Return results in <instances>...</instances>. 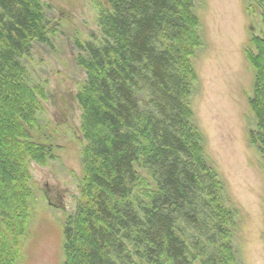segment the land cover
Segmentation results:
<instances>
[{
  "label": "trees",
  "instance_id": "1",
  "mask_svg": "<svg viewBox=\"0 0 264 264\" xmlns=\"http://www.w3.org/2000/svg\"><path fill=\"white\" fill-rule=\"evenodd\" d=\"M192 1L103 0L100 38L75 42L86 74L77 101L87 181L85 201L64 224L63 264H240L234 215L218 196L223 183L189 109V56L200 46ZM256 1L263 34L251 39L256 53L246 51L248 143L264 172V0ZM47 27L38 0H0V264L20 259L30 194L25 161L41 162L49 150L31 137L38 104L22 67L33 42L48 43ZM178 223L203 242L184 238Z\"/></svg>",
  "mask_w": 264,
  "mask_h": 264
},
{
  "label": "rangeland",
  "instance_id": "2",
  "mask_svg": "<svg viewBox=\"0 0 264 264\" xmlns=\"http://www.w3.org/2000/svg\"><path fill=\"white\" fill-rule=\"evenodd\" d=\"M38 1L47 16L48 43L33 42L22 67L38 104L31 137L49 150L41 162L26 161L29 206L16 264H63L64 224L85 201L87 181V140L77 101L86 74L76 65L75 42L83 45L100 38L103 0ZM192 2L200 37V46L189 56L195 77L189 97L192 122L208 165L223 183L218 196L226 197L224 205L234 215L239 263L264 264V172L260 154L248 143V129L254 125L248 106L253 70L246 58V51L256 53L251 39L263 34L261 10L256 0ZM139 173L146 177L144 163ZM178 227L184 238L203 242L197 231L182 223Z\"/></svg>",
  "mask_w": 264,
  "mask_h": 264
},
{
  "label": "flooded vegetation",
  "instance_id": "3",
  "mask_svg": "<svg viewBox=\"0 0 264 264\" xmlns=\"http://www.w3.org/2000/svg\"><path fill=\"white\" fill-rule=\"evenodd\" d=\"M47 195H48V193H45V196H46V198L48 197L47 200H48V202H49V201H50V198H49V195H48V196H47ZM56 196H59V194H56ZM50 202H51V201H50Z\"/></svg>",
  "mask_w": 264,
  "mask_h": 264
},
{
  "label": "bare ground",
  "instance_id": "4",
  "mask_svg": "<svg viewBox=\"0 0 264 264\" xmlns=\"http://www.w3.org/2000/svg\"><path fill=\"white\" fill-rule=\"evenodd\" d=\"M254 63V62H253ZM256 64V63H255ZM36 120V119H35ZM37 121V120H36ZM41 132V131H40ZM206 156V155H205ZM26 162V161H25ZM45 165V164H44ZM196 210V209H195ZM189 228V227H188ZM190 240V239H189Z\"/></svg>",
  "mask_w": 264,
  "mask_h": 264
}]
</instances>
